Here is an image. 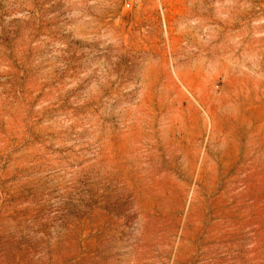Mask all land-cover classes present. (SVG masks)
<instances>
[{"label": "rangeland", "instance_id": "1", "mask_svg": "<svg viewBox=\"0 0 264 264\" xmlns=\"http://www.w3.org/2000/svg\"><path fill=\"white\" fill-rule=\"evenodd\" d=\"M0 264H264V0H0Z\"/></svg>", "mask_w": 264, "mask_h": 264}]
</instances>
